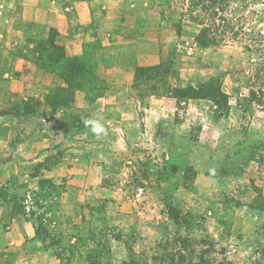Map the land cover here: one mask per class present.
Returning <instances> with one entry per match:
<instances>
[{
    "label": "rangeland",
    "instance_id": "374dc122",
    "mask_svg": "<svg viewBox=\"0 0 264 264\" xmlns=\"http://www.w3.org/2000/svg\"><path fill=\"white\" fill-rule=\"evenodd\" d=\"M90 1L0 0V166L20 168L0 182L1 200L10 218L40 229L20 255L38 264H264V0H101V11L73 14ZM46 3L57 4L65 37L103 27L108 14L107 32L124 40L108 38L110 52L86 41L73 56ZM88 15L87 26L74 20ZM203 28L213 40L204 48ZM49 39L82 69L49 59ZM137 45L159 56V69L130 83L125 71L117 83L107 71L132 65ZM211 79L226 99L176 98L175 89ZM108 92L126 107L107 112L106 137L124 135L127 146L100 151L95 103ZM149 101L164 108L150 129ZM53 166L59 180L43 177ZM71 187L83 221L64 239L52 214Z\"/></svg>",
    "mask_w": 264,
    "mask_h": 264
},
{
    "label": "crops",
    "instance_id": "0c3cea01",
    "mask_svg": "<svg viewBox=\"0 0 264 264\" xmlns=\"http://www.w3.org/2000/svg\"><path fill=\"white\" fill-rule=\"evenodd\" d=\"M36 5V4H34ZM105 6V5H104ZM103 3L101 0H92L88 4L83 3V4H78L74 5L73 9L76 16H85V11L88 14L90 13V9H97L98 11H101V9L104 7ZM45 10H47L45 13L49 14L51 16L49 19L51 21H48L47 23L51 27H55L58 32L63 34L62 37H64V45L66 46L65 48L69 51L72 50L73 56H80L82 55V50H83V43L86 41H89V44L91 42L96 43L98 40H101L102 46L107 49V51H111L112 46H115L112 43H109L110 40L108 38L113 37V39L118 38V40H124V37H118L117 34L107 32L109 27H113V23L111 22V19L109 18V15L106 14V20L102 24L104 25L103 27L100 26L98 29H92L91 27L85 30L79 29L78 33H73L72 36H66V30L64 29L62 23L59 21V17L62 16L61 13L59 12V8L57 7V4L52 5L51 3H46L45 5ZM66 10H68L66 8ZM102 13H95L94 15H101ZM91 15V14H90ZM88 15L87 19L80 20L79 17H75L74 20L79 21L80 23L86 24L84 26H87L91 23V17ZM114 15V14H113ZM100 24V25H102ZM111 24V25H110ZM74 30V29H73ZM68 35V34H67ZM125 43H128L125 41ZM129 46L126 45V47ZM138 46V45H137ZM125 47V46H124ZM134 49L136 48L135 52L133 53L134 56L136 55V58L132 60L133 64L128 65V66H122V67H112L109 71H107V75H111V77L115 78L116 77V82L117 83H123L120 77H122V74L125 71H128V80L126 83H130L134 72L137 67H149V66H154L159 63V56L155 53H152V56L149 55H144V48L139 45L138 49L137 47H133ZM92 49V48H91ZM90 49V51H91ZM143 49V50H142ZM104 51H106L104 49ZM92 52L94 53V57H96V62L100 63V57L102 54H99L101 52H96L94 49H92ZM138 52V53H137ZM98 53V54H97ZM136 53V54H135ZM96 54V55H95ZM98 58V59H97ZM118 70V71H116ZM111 73V74H110ZM114 73V74H113ZM115 73H120L116 74ZM113 74V75H112ZM108 78V77H107ZM108 81V80H107ZM112 82H114L112 80ZM125 83V82H124ZM108 92L103 99H99L95 103V109L97 110L100 119H102V124L99 120V124H101V127L97 130V137L94 141L99 145L100 151H105L108 148H112V145L114 144H121L120 140L122 141V145H126V136L123 135V137L118 140V137L114 139H107L106 137V128L104 123H110V121H107L106 116L108 111H114V110H121L125 111L126 105L123 104H117V103H112L110 100V96ZM109 96V99L107 98ZM149 99V98H148ZM151 102V101H149ZM162 104L157 106V104H151L145 105L144 111L146 112V120H145V125L146 127H149L150 129L152 123L154 126L155 121L153 120V115L155 114H160L159 111L163 110ZM98 116V117H99ZM126 131V130H125ZM128 136V135H127ZM114 147V146H113ZM18 168L16 165H13L11 163L7 164L4 168L0 166V182L5 179H8L10 177H14L16 174H18ZM61 168L58 166H53L51 167L50 170H44L42 171L44 173V178L46 179H55L59 180L60 174L58 172H61ZM84 172L83 177L85 178L86 175H88L89 172L87 170ZM65 174V172H62ZM74 174V178H78L76 176V173ZM67 192L63 193L59 199V202L56 206L55 211L53 212V219H55V223L58 224L60 229L62 230L63 233V238H67V233L75 234L76 231L80 228V224L83 221V217L81 216V209H78V205L80 204V199L79 197L75 196L77 194L72 193V196H70V193L73 189H77V187H71L67 188ZM80 208V207H79ZM8 207H3V202L0 198V256H3L2 258L7 259V261L11 258L10 264H23L22 261L24 260L26 264H38L37 261L39 259L42 260V258H36L32 254H24L23 256L20 255L22 252L25 250L29 251L33 245H37L40 241L38 237L36 236L35 230L33 226L29 223L23 220L21 217L18 216H13L9 217L8 215ZM102 217V216H101ZM66 228V231L65 229ZM71 231V232H70ZM32 251V250H31ZM40 250H36L33 253H39ZM19 257V258H18ZM51 261V259H50ZM53 261V260H52ZM6 260H4L3 263H5ZM52 264H56L57 261L50 262ZM40 264V263H39Z\"/></svg>",
    "mask_w": 264,
    "mask_h": 264
},
{
    "label": "trees",
    "instance_id": "16d2710c",
    "mask_svg": "<svg viewBox=\"0 0 264 264\" xmlns=\"http://www.w3.org/2000/svg\"><path fill=\"white\" fill-rule=\"evenodd\" d=\"M208 30L203 28L197 36L198 45L202 48L207 47L213 42V40L208 39ZM45 47L49 50V59L55 60L59 63L67 62V66L72 69L73 72H77L82 69V65L77 62L76 59H69L66 54L63 46L57 45L53 39H49L45 43ZM54 53V57L52 55ZM160 65L149 66V67H137L134 74V80L137 81L139 77H143L146 73H149L153 70L159 69ZM176 98L180 99H209L216 101L217 98L226 99L227 96L223 94L221 89L215 84L214 80H209L206 84H203L199 88L186 87L182 89H175L174 91ZM203 95V96H202ZM201 97V98H200ZM23 115L31 116L33 113L29 111L23 112ZM6 197L5 192H0V198L3 200ZM16 200H20L19 197H16ZM16 203V202H15ZM39 228L36 227V234L40 236Z\"/></svg>",
    "mask_w": 264,
    "mask_h": 264
},
{
    "label": "built area",
    "instance_id": "2783aa9c",
    "mask_svg": "<svg viewBox=\"0 0 264 264\" xmlns=\"http://www.w3.org/2000/svg\"><path fill=\"white\" fill-rule=\"evenodd\" d=\"M193 52H194V47L189 46V47L187 48V52H186V54H187V56H191V55L193 54Z\"/></svg>",
    "mask_w": 264,
    "mask_h": 264
},
{
    "label": "clouds",
    "instance_id": "9594fccd",
    "mask_svg": "<svg viewBox=\"0 0 264 264\" xmlns=\"http://www.w3.org/2000/svg\"><path fill=\"white\" fill-rule=\"evenodd\" d=\"M85 123H86V124H89V123H90V121H87V120H86V121H85ZM92 130H93V131H95V129H92Z\"/></svg>",
    "mask_w": 264,
    "mask_h": 264
}]
</instances>
